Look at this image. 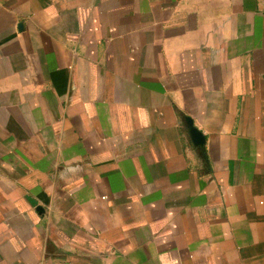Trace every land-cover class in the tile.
I'll list each match as a JSON object with an SVG mask.
<instances>
[{
	"label": "crops",
	"instance_id": "crops-1",
	"mask_svg": "<svg viewBox=\"0 0 264 264\" xmlns=\"http://www.w3.org/2000/svg\"><path fill=\"white\" fill-rule=\"evenodd\" d=\"M0 264H264V0H0Z\"/></svg>",
	"mask_w": 264,
	"mask_h": 264
},
{
	"label": "water",
	"instance_id": "water-1",
	"mask_svg": "<svg viewBox=\"0 0 264 264\" xmlns=\"http://www.w3.org/2000/svg\"><path fill=\"white\" fill-rule=\"evenodd\" d=\"M185 123H186L187 133L189 135V138H190L193 146H195L201 150L202 156L206 160L205 149H204V146H205L204 136L202 135V133L199 130H197V128L194 127L191 119L186 118ZM28 200L30 201L32 206H34L36 208V210L38 212L42 211L41 207L37 206V203L35 201H32L29 198H28Z\"/></svg>",
	"mask_w": 264,
	"mask_h": 264
}]
</instances>
